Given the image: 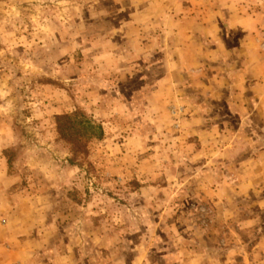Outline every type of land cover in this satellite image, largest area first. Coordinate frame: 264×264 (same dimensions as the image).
Wrapping results in <instances>:
<instances>
[{
  "label": "rangeland",
  "instance_id": "374dc122",
  "mask_svg": "<svg viewBox=\"0 0 264 264\" xmlns=\"http://www.w3.org/2000/svg\"><path fill=\"white\" fill-rule=\"evenodd\" d=\"M96 17L94 0H0V231L115 264L211 224L202 196L219 174L194 162L171 84L142 61L130 73ZM77 112L104 130L88 129L85 153L58 131Z\"/></svg>",
  "mask_w": 264,
  "mask_h": 264
},
{
  "label": "crops",
  "instance_id": "0c3cea01",
  "mask_svg": "<svg viewBox=\"0 0 264 264\" xmlns=\"http://www.w3.org/2000/svg\"><path fill=\"white\" fill-rule=\"evenodd\" d=\"M94 10L99 40L114 43L129 72L141 71L138 61L156 67L181 97L171 106L187 116L193 160L219 174L202 196L211 224L188 227L187 241L169 229L168 241L132 244L140 251L114 263L264 264V0H94ZM177 74L183 82L164 76ZM4 234L0 264H85L67 244L41 248Z\"/></svg>",
  "mask_w": 264,
  "mask_h": 264
},
{
  "label": "trees",
  "instance_id": "16d2710c",
  "mask_svg": "<svg viewBox=\"0 0 264 264\" xmlns=\"http://www.w3.org/2000/svg\"><path fill=\"white\" fill-rule=\"evenodd\" d=\"M57 119L61 138L71 144L75 152L85 153V141L88 139L87 132L89 128L100 129L98 134H104L101 126L95 127L89 120L82 118L78 112L61 115Z\"/></svg>",
  "mask_w": 264,
  "mask_h": 264
}]
</instances>
